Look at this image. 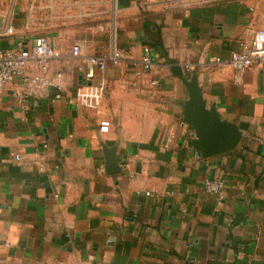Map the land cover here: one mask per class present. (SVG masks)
Listing matches in <instances>:
<instances>
[{
    "label": "crops",
    "instance_id": "obj_1",
    "mask_svg": "<svg viewBox=\"0 0 264 264\" xmlns=\"http://www.w3.org/2000/svg\"><path fill=\"white\" fill-rule=\"evenodd\" d=\"M114 14L124 57L96 69L101 106H79L75 66L109 50ZM8 23L0 48L46 37L65 89L25 104L17 80L0 91V264H264V67L213 60L264 27V0H0ZM75 42L83 56L68 59ZM194 78L242 132L234 149L193 156ZM206 178L225 179L221 195Z\"/></svg>",
    "mask_w": 264,
    "mask_h": 264
},
{
    "label": "built area",
    "instance_id": "obj_2",
    "mask_svg": "<svg viewBox=\"0 0 264 264\" xmlns=\"http://www.w3.org/2000/svg\"><path fill=\"white\" fill-rule=\"evenodd\" d=\"M13 0H11L12 2ZM36 2V0H32ZM116 18H113L110 28V48L101 55L92 59L83 60L75 66L78 82L75 87L74 99L77 105L86 108H99L103 103L106 93L104 79H97L96 69L104 70L108 62L116 65L124 57V51L117 46V23L113 29ZM14 34L13 26L8 23L0 27V37ZM68 59L80 58L83 56L81 43L75 42L68 51H65ZM57 56L55 49L46 37L37 36L30 47L24 37L18 38L12 47L0 48V91L4 87L17 80L20 87L14 90V96L21 103L25 104L30 97L45 91L48 87L54 86L57 90L54 99L61 97L65 89L62 73L50 77L49 71L53 59ZM218 65L231 66L236 73H242L246 69L261 64L264 67V27L257 28L250 39L242 43L239 51L232 52L228 57H213ZM70 61L68 62V64ZM89 63V66L86 64ZM141 68L139 73L146 72L153 67V57L148 45L144 47V54L140 60ZM37 69L30 72L31 66ZM187 68L193 69L191 65ZM110 122L103 120L100 123V130L108 131ZM17 159L20 156L17 155ZM226 182L223 178H206L204 189L216 195H221ZM148 194H150L148 192Z\"/></svg>",
    "mask_w": 264,
    "mask_h": 264
},
{
    "label": "water",
    "instance_id": "obj_3",
    "mask_svg": "<svg viewBox=\"0 0 264 264\" xmlns=\"http://www.w3.org/2000/svg\"><path fill=\"white\" fill-rule=\"evenodd\" d=\"M189 90L185 103V121L195 130L193 156L208 157L234 149L242 132L233 123L221 118L215 107H207L197 80L184 79Z\"/></svg>",
    "mask_w": 264,
    "mask_h": 264
},
{
    "label": "bare ground",
    "instance_id": "obj_4",
    "mask_svg": "<svg viewBox=\"0 0 264 264\" xmlns=\"http://www.w3.org/2000/svg\"><path fill=\"white\" fill-rule=\"evenodd\" d=\"M115 26H116V23L113 24V29L115 28Z\"/></svg>",
    "mask_w": 264,
    "mask_h": 264
},
{
    "label": "rangeland",
    "instance_id": "obj_5",
    "mask_svg": "<svg viewBox=\"0 0 264 264\" xmlns=\"http://www.w3.org/2000/svg\"><path fill=\"white\" fill-rule=\"evenodd\" d=\"M115 16H116V15L114 14V15H113V18H114ZM116 27H117V26H116Z\"/></svg>",
    "mask_w": 264,
    "mask_h": 264
}]
</instances>
